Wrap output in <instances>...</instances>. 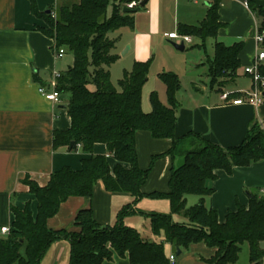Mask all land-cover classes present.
Wrapping results in <instances>:
<instances>
[{
  "label": "trees",
  "instance_id": "16d2710c",
  "mask_svg": "<svg viewBox=\"0 0 264 264\" xmlns=\"http://www.w3.org/2000/svg\"><path fill=\"white\" fill-rule=\"evenodd\" d=\"M29 1L32 14L47 24V28L38 29L54 40L56 49H67L73 58L71 66L56 78L55 89L63 96L70 127L53 133V149L66 147L67 151H73L80 146L82 151L91 153L94 144L104 143L108 155L117 163L111 169L105 155H91L82 160L79 170L62 167L52 173L45 186L26 178L24 182L37 200V212L33 217L29 201L22 209L11 204L14 220L9 234L0 237V264H39L50 246L60 240L69 243L68 264H101L115 254L123 257L125 253L130 264H167L165 242L178 250L197 242L215 247L214 255L203 259L204 264H234L239 259L242 245L247 244L249 263L261 264L264 257V192L250 193L248 206L238 204L236 210L226 214L223 223H218L215 210L207 209L203 204L186 207L185 202L187 194L204 196L212 192L211 181L216 169L230 173L235 166L264 159V133L258 124L247 131L239 146L229 149L191 133L175 139L176 93L180 89L175 73L158 74L165 85L168 103L163 104L152 92L148 113L141 108L148 61L134 62L118 80V88L113 85L109 67L118 56L114 52L116 39L110 34L133 25L134 12H123V8L131 1L139 0H78L57 11L49 8V13L40 12L36 0ZM247 2L252 10L253 3ZM217 7L211 6L199 24L182 26L181 32L202 41L207 36H214L219 26ZM253 12L264 16L261 9ZM260 26L264 28V20L260 21ZM242 47L241 42L231 46L215 42L208 67L212 87L220 91L235 80ZM259 73L264 79V61ZM240 96L239 92L230 94V97ZM137 131L172 140L171 148L153 155L146 169L137 164L134 144ZM71 142L76 147H71ZM178 154L183 156V161L179 165L172 164L169 191L148 194L166 198L170 205V213H150L147 216L152 235L162 237L159 241H152L125 224L124 219L132 214L143 215L135 203L144 195L140 186L153 163L165 155L174 160ZM98 180L108 191L127 192L133 197V201L118 212L114 224L100 225L90 210H82L75 218L76 231L48 228L47 220L58 212L61 203L73 196L90 197ZM176 216H182L184 221Z\"/></svg>",
  "mask_w": 264,
  "mask_h": 264
},
{
  "label": "crops",
  "instance_id": "0c3cea01",
  "mask_svg": "<svg viewBox=\"0 0 264 264\" xmlns=\"http://www.w3.org/2000/svg\"><path fill=\"white\" fill-rule=\"evenodd\" d=\"M77 1L36 0V5L40 12H47L49 8L57 11L60 7ZM244 1L146 0L142 9L134 12L132 26L121 27L110 34L111 38L116 39L114 52L118 58L120 52L125 57L122 60L125 68L123 72L130 70L134 62H151L147 81L141 92L143 112L151 110L149 97L152 92L157 94L163 104L168 103L166 88L158 78L159 73H175L180 81V88L181 82L188 80L189 89L183 92L179 89L176 93L179 94L176 97L175 139L191 133L223 149H229L239 146L247 131L255 124L262 125L264 130V102L259 106L248 103L234 105L220 99L221 93L225 91L239 92L242 96L249 91L237 90L231 86L236 85L239 71H244L253 62L257 52L255 33L258 19L244 6ZM213 5L218 6L219 23L214 36H207L202 41L181 32L182 26L199 24ZM38 27L47 28V24L42 18L32 14L29 0H0V226H11L14 220L11 204L22 209L29 201L32 216L35 217L37 200L24 182L26 178L39 186H45L52 173L62 167L79 170L82 160L91 155H105L111 169L117 163L108 155L104 143L94 144L91 153L82 151L80 146L73 151H67L66 147L53 149V133L67 130L70 118L61 94V103L54 104L44 99L39 88L50 91L53 85L52 73L64 72L72 62L66 66L61 62L64 55L61 58L55 57L54 40L43 34ZM172 32L191 37V42L184 44L183 51L174 47V44L179 45L176 40L167 37ZM208 39L212 44L213 54L215 42L225 46L243 43L238 55L240 67L235 80L229 83L231 88H225L227 84L219 91L210 84L208 67L213 55L210 57L200 53V48L205 46ZM159 47L174 48L176 51L171 54L176 60L170 63L159 59ZM110 68L111 66L109 70ZM110 76L113 85L118 88L117 77H112L111 70ZM251 83L252 87V79ZM134 144L137 164L141 169H146L153 155L165 153L171 148L172 140L154 138L147 131H137ZM182 161L183 156L179 154L174 160L170 155L158 158L140 186L144 195L135 203V207L143 215L132 214L124 219L125 224L137 231L143 224L146 229L141 234L149 240L159 241L162 237L152 235L147 216L150 213H170V205L166 198L151 197L148 194L168 192L172 164L179 165ZM123 166L129 168L128 164L123 163ZM214 174L210 194H187L185 202L186 207L203 204L205 208L215 210L218 223H223L226 214L236 210L238 204L248 206L250 193L264 192V159L235 166L230 173L216 169ZM132 201L130 193L108 191L103 182L98 180L90 197L73 196L61 203L58 212L47 220V226L55 231H76L75 218L82 210H90L98 224L112 225L117 221L118 212ZM176 217L184 221L182 216ZM215 251V247L204 242L190 243L187 248L180 250L168 242L164 243L167 264H204L203 259L210 258ZM243 255L247 258L242 262L239 258L234 264H250L247 245ZM170 256H174L173 261H170ZM68 263L69 243L67 240H60L50 246L39 264ZM101 264L130 262L125 253L123 257L115 254L111 260H105ZM261 264H264V257Z\"/></svg>",
  "mask_w": 264,
  "mask_h": 264
},
{
  "label": "built area",
  "instance_id": "2783aa9c",
  "mask_svg": "<svg viewBox=\"0 0 264 264\" xmlns=\"http://www.w3.org/2000/svg\"><path fill=\"white\" fill-rule=\"evenodd\" d=\"M139 5V1H131L127 4L128 8H135ZM244 6L249 9L253 16L256 17V14L251 10L247 0L244 1ZM264 20V16L261 18ZM260 21L256 23V33H255V42L257 46V52L254 56L253 62L245 67L244 72L250 76L253 81V86L251 90L244 92L243 96L240 98L230 97L231 92H222L220 95V99L223 101L231 102L234 105L241 103H248L252 106H259L264 102V94L261 88V82L263 78L260 76L259 67L264 61V28L260 26ZM167 37L170 39L176 40L179 44H185L191 42V37L184 34H178L177 32H172L167 34ZM65 53V49L63 47L55 48L54 54L56 58H61ZM60 76V73L53 72V85L50 91L45 90L43 87L39 88L40 94L44 97L45 100L57 104L61 103L60 93L55 89L56 86V78ZM11 227L10 226H0V237L6 236L9 234ZM174 260V256H170V261Z\"/></svg>",
  "mask_w": 264,
  "mask_h": 264
},
{
  "label": "rangeland",
  "instance_id": "374dc122",
  "mask_svg": "<svg viewBox=\"0 0 264 264\" xmlns=\"http://www.w3.org/2000/svg\"><path fill=\"white\" fill-rule=\"evenodd\" d=\"M111 7H109L108 9L110 10V12H111V9H110ZM256 18L258 19V20H262L261 18L262 17H260L259 16V14H257L256 15ZM187 49H189V47H186ZM172 50V51H171ZM176 50L173 48V49H167V48H165V47H159V49H158V53H159V59H161L162 61H165V60H168L170 63H171V61L172 62H174L176 59L172 56V54H171V52H175ZM188 52V51H187ZM200 53L201 54H203L204 56L207 54V55H209L210 57L213 55V47H212V44H211V42H210V40L208 39L207 41H206V43H205V46L202 48H200ZM182 54V53H181ZM182 55H187V53H183ZM119 57L120 58H118L112 65H111V68H110V70H111V75H112V77H117V79H116V82L118 83V80L121 78V76H122V74H123V70L125 69L124 68V66H123V63H122V60H124V55L122 54V52H120L119 53ZM72 54L67 50V49H65V53H64V57H63V59H62V61L61 62H64L65 63V65L67 66L68 65V63H71L72 62ZM151 63V62H150ZM232 83V82H231ZM118 85V84H117ZM230 84H228L225 88H228V87H230L229 86ZM250 85H252V83H251V79H250V77L249 76H247L245 73H244V71H242V70H240L239 71V77L236 79V85L234 84V85H231L232 86V88H235V89H237V90H244V89H249V90H251V86ZM231 88V87H230ZM261 88L264 90V79H263V81L261 82ZM186 89H189V82H188V80H183L182 82H181V88H180V91H184V90H186ZM220 91H222V89H220ZM179 94V93H178ZM177 94V95H178ZM177 95H176V97H177ZM182 100H185V98H182ZM258 126V128L261 130V131H263V133H264V130H263V128H262V125H260V124H258L257 125ZM253 128V127H252ZM143 225V224H142ZM138 226L139 228H138V231L140 232V233H145L144 232V230L146 229L144 226ZM143 227V228H142ZM246 245L247 244H243L242 245V248H241V255L239 256V258H240V262H242V260H244V258H247L246 257V255H245V257H244V255H243V252H244V250H245V248H246Z\"/></svg>",
  "mask_w": 264,
  "mask_h": 264
},
{
  "label": "water",
  "instance_id": "95a60500",
  "mask_svg": "<svg viewBox=\"0 0 264 264\" xmlns=\"http://www.w3.org/2000/svg\"><path fill=\"white\" fill-rule=\"evenodd\" d=\"M250 1L253 3V7H252L253 11H256L258 9H261L262 11H264V0H250ZM145 3H146V0H142L139 2V5L135 8H128V7L123 8V12H137V11L142 9V7L145 5ZM47 13H49V10H47ZM174 47L179 51L184 50V44H182V43L179 45L174 44ZM64 107H65V105H64ZM70 146L76 147V144L74 142H71ZM179 253H180V251H178V254Z\"/></svg>",
  "mask_w": 264,
  "mask_h": 264
}]
</instances>
